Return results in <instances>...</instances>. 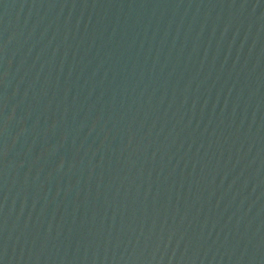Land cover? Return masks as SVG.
I'll return each mask as SVG.
<instances>
[{
  "label": "water",
  "instance_id": "95a60500",
  "mask_svg": "<svg viewBox=\"0 0 264 264\" xmlns=\"http://www.w3.org/2000/svg\"><path fill=\"white\" fill-rule=\"evenodd\" d=\"M0 264H264V0H0Z\"/></svg>",
  "mask_w": 264,
  "mask_h": 264
}]
</instances>
